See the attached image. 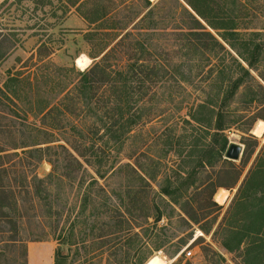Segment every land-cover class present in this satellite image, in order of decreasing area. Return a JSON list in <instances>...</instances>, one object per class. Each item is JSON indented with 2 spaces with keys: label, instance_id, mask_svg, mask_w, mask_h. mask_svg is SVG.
<instances>
[{
  "label": "trees",
  "instance_id": "trees-1",
  "mask_svg": "<svg viewBox=\"0 0 264 264\" xmlns=\"http://www.w3.org/2000/svg\"><path fill=\"white\" fill-rule=\"evenodd\" d=\"M170 2L166 9L161 2L141 0L145 11L138 13L139 1H130L122 5L132 9L128 15L121 7L74 1L94 25L82 35L92 63L84 70L76 67L83 51L71 57L70 67L45 63L53 52L41 43L43 63L36 71L8 74L0 92L17 105L29 99L31 107L21 121L29 130L22 129V141L11 147L21 151L0 147V234L9 237L1 255L10 247L21 251L0 264H28V242L50 238L57 242L54 264H148L166 242L156 197H168L199 223L182 205V190L196 185L201 168L220 161L234 168L224 156L230 145L226 131L242 117L232 109L236 101L262 111L242 131L241 162L248 165L260 144L250 131L264 120V26L243 22L248 14L243 0ZM185 85L196 95L183 93ZM165 103L172 104L167 108L172 114L186 109L179 116L185 134L167 139L180 161L156 190L157 173L148 175L130 162L107 165L101 146L124 145L138 124L163 118ZM44 161L51 170L42 177L35 168ZM122 173L132 175L122 188L100 183ZM234 173L229 183L207 185L218 210L223 208L214 198L218 190L237 188L214 234L228 252L241 255L242 264H264V145L241 183L243 171ZM212 228L201 230L208 234Z\"/></svg>",
  "mask_w": 264,
  "mask_h": 264
},
{
  "label": "rangeland",
  "instance_id": "rangeland-1",
  "mask_svg": "<svg viewBox=\"0 0 264 264\" xmlns=\"http://www.w3.org/2000/svg\"><path fill=\"white\" fill-rule=\"evenodd\" d=\"M74 1L79 0H0V87H4V82L9 73L15 74L17 71L34 72L37 65H42L43 62H40L38 54V47L41 43H47L50 51L53 52L50 57H45V63L70 67L71 57L78 51H83L76 59L75 64L78 69H86L92 63L93 60L86 53L90 47L82 40V35L90 27L93 28L94 25L90 26L81 15V11L72 6ZM130 1L136 0H88V2H91L90 4L99 2L113 7L117 6V9L121 7L122 12L127 10L125 14L128 15L132 12V9L123 10L122 5L130 3ZM138 1V7L134 10L143 13L145 9L141 5V0ZM149 1L153 4L161 2V5H164L166 9L171 4V0ZM243 1L247 5L248 13L243 22L256 29L262 28L264 26V0ZM83 9L87 11V8ZM122 14L118 15V18ZM128 23L129 26H132L133 22ZM71 75L78 77L75 72H72ZM181 90L185 94L193 92V95H196V90L190 85H185L184 89ZM193 95L189 96L188 99L193 101L195 97ZM241 98L240 96L239 100ZM29 101V99H26L21 103L18 102L20 104L17 105L9 101L0 92V147L7 149L8 152L21 151L20 149L11 150V147L22 141V129L29 130L28 126L22 128L21 125V121L26 116L25 113L30 110L31 103ZM160 107H164L166 110L162 113L163 118L145 120L138 124L124 145L114 147L112 145L111 148L101 146L106 154V160L104 161H107V165L115 163L117 167L121 163L130 162L133 165H140L148 175L157 173L159 178L153 184L156 190H158L160 183L166 184V174L170 172V169L178 167L180 157L175 151L168 150L166 141L171 136L176 137L178 134H185L180 127L181 121L179 120L181 118L179 116L186 115V109L180 113L174 112L172 114L171 110L167 109L168 107L171 109L172 104L165 103ZM232 109L236 115H242V117L241 121L235 127L227 130L226 133L230 144L242 145L240 159L234 161V168L223 161H220L214 167L201 168L196 185L182 190V205L190 211L191 215L199 219V223L190 221L184 211L168 197H156L157 205L163 213L159 227H164L162 231L166 242L162 250L154 253L148 264H242L241 255L228 252L221 245L218 235L214 234V231L218 230L219 225H221L223 216L237 188H220L218 190L214 198L223 207L218 210L217 207L212 205L209 197L211 187L207 185L212 180L229 183L231 181L230 177L235 174L234 171L237 172L238 170L243 171L240 179L241 183L264 145V131L262 134L255 133L260 122H263L264 126V120L256 121L254 128L250 131L252 135L258 138L260 144L248 165L244 166L241 160L244 155L246 147L244 142L246 140L242 131L248 126V119L251 120L250 117L260 115L262 111H260L258 105L244 108L238 101L232 105ZM29 119H32V114H29ZM74 119L75 121L79 120L78 118ZM177 122L180 124L175 129L173 123ZM190 133L194 134L195 132L191 131ZM151 157L155 160L153 161ZM17 160L18 158H15V161ZM32 169H34V166H30L29 170L32 171ZM35 169L43 177L51 170V165L44 161ZM127 176L132 175L122 173L108 179H100V183H106L113 189L122 188L123 184L129 180ZM203 182L205 184L200 186ZM12 183L16 185V182L12 181ZM220 192L226 196L224 202H219L216 199ZM150 195H152L150 198H153V193ZM25 208H29V205L27 204ZM151 211L152 213L156 211L153 205ZM212 226L213 228L208 234L201 230L202 227L209 228ZM8 238V234H0V262H5L7 259L12 261L15 257L21 256L20 249L14 247H10L5 255H1V250ZM180 241L183 243V248L175 257H172L173 251ZM56 246L57 242L52 238L45 241L28 242V264H54ZM189 252L191 253L189 254ZM215 253H221L226 260L224 262L220 261Z\"/></svg>",
  "mask_w": 264,
  "mask_h": 264
},
{
  "label": "water",
  "instance_id": "water-1",
  "mask_svg": "<svg viewBox=\"0 0 264 264\" xmlns=\"http://www.w3.org/2000/svg\"><path fill=\"white\" fill-rule=\"evenodd\" d=\"M241 155H242V145L231 143L226 151L225 157L229 160L236 161L240 159Z\"/></svg>",
  "mask_w": 264,
  "mask_h": 264
},
{
  "label": "bare ground",
  "instance_id": "bare-ground-1",
  "mask_svg": "<svg viewBox=\"0 0 264 264\" xmlns=\"http://www.w3.org/2000/svg\"><path fill=\"white\" fill-rule=\"evenodd\" d=\"M263 131H264L263 122H260V125H259V126L257 127V129L255 130V133H257V134H262ZM216 199H217L219 202H224L225 199H226V196H225V194H222V193L220 192V194H218V195L216 196Z\"/></svg>",
  "mask_w": 264,
  "mask_h": 264
},
{
  "label": "built area",
  "instance_id": "built-area-1",
  "mask_svg": "<svg viewBox=\"0 0 264 264\" xmlns=\"http://www.w3.org/2000/svg\"><path fill=\"white\" fill-rule=\"evenodd\" d=\"M191 252H189V254H190Z\"/></svg>",
  "mask_w": 264,
  "mask_h": 264
}]
</instances>
